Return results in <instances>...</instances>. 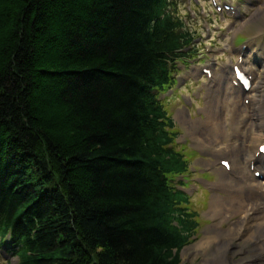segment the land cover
Returning <instances> with one entry per match:
<instances>
[{
  "label": "trees",
  "instance_id": "1",
  "mask_svg": "<svg viewBox=\"0 0 264 264\" xmlns=\"http://www.w3.org/2000/svg\"><path fill=\"white\" fill-rule=\"evenodd\" d=\"M169 6L0 0V238L21 264H182L190 217L155 176L187 164L147 91L185 44Z\"/></svg>",
  "mask_w": 264,
  "mask_h": 264
},
{
  "label": "bare ground",
  "instance_id": "2",
  "mask_svg": "<svg viewBox=\"0 0 264 264\" xmlns=\"http://www.w3.org/2000/svg\"><path fill=\"white\" fill-rule=\"evenodd\" d=\"M260 12L261 23L256 26L262 30L264 7ZM263 76L264 73L256 75V84L248 95L252 98L251 112L242 122L244 131L238 127L234 129L232 137L234 141L236 137L245 136L248 145L222 143V137L228 131L221 117L227 109V100L222 98L221 87L231 89L223 75H218V87L209 90L215 95V101L210 104L212 112L201 123L186 120L189 124L187 135L193 138L198 148L210 152L215 159V162L207 163L217 165L221 160L231 163L230 172L218 170L221 179L212 185L213 190L221 195L214 196L208 210L213 224L192 248L204 256V264H264V160L259 153L261 144H264ZM234 90L244 95L241 89ZM255 91L259 93L254 94ZM246 129L248 132H245ZM203 131L205 135H202ZM255 172H260L259 179L255 178Z\"/></svg>",
  "mask_w": 264,
  "mask_h": 264
},
{
  "label": "rangeland",
  "instance_id": "3",
  "mask_svg": "<svg viewBox=\"0 0 264 264\" xmlns=\"http://www.w3.org/2000/svg\"><path fill=\"white\" fill-rule=\"evenodd\" d=\"M182 1V9L183 12L186 9V7L188 6V4L190 3V0H181ZM232 4L234 5H238L240 2L245 3L247 6H244L242 8V12L243 14L240 16V18L238 20L233 21V25H232V21L231 20H226L223 17H218V16H212V12H213V8L210 6L209 0H196V6L193 7V10H195V12H197V21L192 22L191 24L192 29L196 30L198 34H200V36L203 37L202 41H201V46H200V57L201 60H205L206 62L209 61V58L212 59L214 56L213 54H215V56H221V51H219L220 47L223 45H226L227 47H231V38H232V31L231 29L235 28L234 32H239V33H243L246 36L249 37L250 41H254L256 40L257 45L254 47V55L257 56L259 59H257V63H254L253 66L251 65H247L250 67H254L256 69V71L258 73H261L262 71H264V69L262 68L263 63H260V58H263L264 61V28L262 30H260V26H256L257 23H261L260 20L262 17H260V10L264 7V0H229ZM208 12V14L210 15V18H208L206 15H204V12ZM259 20V21H258ZM254 23L255 26H254ZM249 24V28L248 26L245 27V25ZM218 25L219 26V30H214V26ZM206 27H211V34L210 35H206L205 32V28ZM264 27V26H263ZM259 29V30H258ZM220 39H225L226 42L224 44L220 43ZM241 41L244 40V38L240 39ZM207 49H210V52H207ZM238 52L231 50L230 53L227 56H222V59L224 60L225 63H230L229 59L230 57H234ZM204 55H206V57H204ZM222 63H220L221 65ZM190 66H193V62L190 63ZM183 73L188 75L189 73H191V67L185 68L183 69ZM180 81V85L183 84V82L181 81V79H179ZM192 85V84H190ZM184 91H186V94H189L190 92L187 91V89H184ZM198 95L200 96L199 98H195V102H199L200 98H203L202 93L198 92ZM163 98L167 99V103L171 104L172 106L174 105L175 101L177 100L176 95L173 92H170L166 95L163 96ZM207 104V103H206ZM204 105L203 110L207 107V105ZM178 106V110L174 111V118L177 122L178 127L182 130V135L180 136L179 140L181 142H185V140H191L187 135H186V128L189 125L186 120H189L188 115L186 114L184 108H182V101L179 103L177 102V104H175ZM189 102L185 101V106H188ZM237 107V106H236ZM235 107V108H236ZM202 107L201 106H196L195 107V103H193V105L191 107H188L187 110L189 112V115L191 116V118H197L200 117V113L204 114V112H202L203 110L200 111ZM200 111V113H199ZM231 113V112H230ZM186 114V115H185ZM232 114V113H231ZM233 115V114H232ZM245 115V114H244ZM187 116V117H186ZM202 118V116H201ZM237 118H239L238 114H237ZM239 124V122H238ZM206 133L203 131L202 135H205ZM189 144H191V146L193 148H195L197 151H199L202 155L203 158L210 160V155L201 151L200 149H198L197 147H195L194 142L191 141ZM198 163L201 164V171H203L204 169H206L207 167H205L206 163L199 160ZM218 168V167H217ZM199 169H198V173H199ZM206 174V173H204ZM219 174V173H218ZM197 176H192L190 179V183L193 182H197L198 180L196 179ZM203 178H206L205 176ZM194 188L193 185H191L189 187L190 191H192ZM205 209L202 208V211H204ZM211 223L208 221L207 226L210 225ZM202 235V234H201ZM193 246L190 247H186L183 252H182V264H204L203 260L205 259L204 256L199 255L198 253L193 251ZM2 264H4L2 262ZM16 264V262H15Z\"/></svg>",
  "mask_w": 264,
  "mask_h": 264
}]
</instances>
